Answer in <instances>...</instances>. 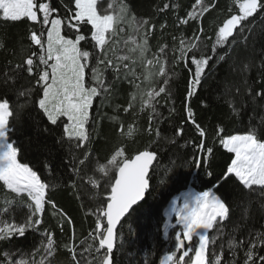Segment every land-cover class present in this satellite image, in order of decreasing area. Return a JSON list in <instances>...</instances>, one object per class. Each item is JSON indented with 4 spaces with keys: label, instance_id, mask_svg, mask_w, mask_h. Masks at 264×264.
I'll return each mask as SVG.
<instances>
[{
    "label": "snow or ice",
    "instance_id": "6c2138e0",
    "mask_svg": "<svg viewBox=\"0 0 264 264\" xmlns=\"http://www.w3.org/2000/svg\"><path fill=\"white\" fill-rule=\"evenodd\" d=\"M216 7L217 0H195L185 16H177L174 27L180 28L195 21L196 31L191 36L172 34L169 44L163 38L169 27L167 22L161 23L157 29L149 19L138 18L126 0H110L106 6L105 0H100L99 4L98 0H68L63 5L62 14L53 0H0V20L16 23L26 19L33 26L39 25V30L33 27L28 35L29 47L34 50L22 62L13 65L11 74L6 72L0 78V185L5 189V199L0 204V244L10 246L14 240L26 239L30 232H38L42 237L39 245L28 252L19 248L0 250V264H51L61 250L68 254V264H115L117 226L134 210L133 206L144 199L149 189V171L157 159V152L146 147L130 156L127 145L119 143L106 163L95 164L93 174L87 176L86 182L93 189H100L101 182L106 181V195L88 213L95 216L94 228L77 241L71 217L58 209L49 197L50 187L55 185L50 186L28 164L18 159L20 148L12 139L15 122L33 103L35 93V106L46 117L48 125L62 128L56 143L62 147L65 143L69 145L71 173L83 180L81 173L93 163L90 145L97 124L92 112L94 101L100 98L103 106L105 100L118 95L117 85L127 83L133 91L129 93L126 105L116 106V112L150 113L143 131L160 138V128L154 129L153 121L159 123L157 106L161 98L165 102L172 98L170 84L176 75V67L182 64L190 73L185 98L190 100L209 70L216 49L237 44L239 37L244 49L248 50L254 31L249 18L260 17L264 23V0H240L239 14L228 16L217 27L212 55H208L202 47V21L205 14ZM169 8L170 5L165 3L159 11ZM65 29L73 32V36L65 35ZM157 31L160 39L153 50L150 39ZM82 42L90 43L91 48L83 47ZM251 48L248 56L240 60L237 70L244 78V95L248 102L264 111V47L259 53L254 43ZM0 50L7 51V43L2 39ZM226 55L227 51L217 58L223 60ZM252 68L257 69L258 78L249 82L246 77ZM24 73L31 78L30 86L17 89L18 80ZM257 84L259 89L254 87ZM232 90L227 89L228 92ZM10 92L16 95L15 103L9 98ZM235 93L240 94L239 87H235ZM20 97L24 98V103H19ZM229 106L232 114L239 116L241 108L246 105L237 107L230 103ZM185 112V122L193 125L200 137L198 143L193 142L199 150L193 157L196 167L208 165L213 148L205 144L206 129L197 122L190 107L186 106ZM110 119L117 123L118 136L122 140H131L141 131L135 120L125 124L119 115ZM251 120L250 117L249 127L243 134H225V129L218 127L215 135L219 144L234 154L224 179L234 175L248 195L258 194L260 210L264 211V116L255 124ZM44 131H49V127ZM183 134V127L175 129V137ZM169 142L175 144L176 139ZM73 148L80 150V154L75 155ZM46 167L51 171L50 165ZM207 174L211 175V172ZM71 187L77 188L76 180H72ZM177 203L173 201L171 212L175 214L181 231L175 233V251H170L161 264H238L241 250L242 264H264V231H249L246 236L237 238L235 233L240 230L239 225L227 242L232 259L226 258L223 244L210 254L209 245L222 239V226L231 220L232 208L226 199L205 191L188 193L183 197L182 206L178 207ZM21 205L28 211L24 219L17 222L14 212ZM46 206H51L53 215L59 218L56 227L61 234L65 223L69 226L70 235L62 244H58L54 231L41 230ZM249 212L250 207H246L244 215ZM213 229L217 234L210 238Z\"/></svg>",
    "mask_w": 264,
    "mask_h": 264
},
{
    "label": "trees",
    "instance_id": "16d2710c",
    "mask_svg": "<svg viewBox=\"0 0 264 264\" xmlns=\"http://www.w3.org/2000/svg\"><path fill=\"white\" fill-rule=\"evenodd\" d=\"M99 2L100 0L98 4ZM107 2L110 0H105V6ZM239 2L240 0H217V7L205 14L202 21L204 28L202 47L206 54L212 55L211 47L215 42L217 27L228 16L239 14ZM65 3H68V0H53L54 6L61 9V14ZM126 3L138 18L149 19L157 25V29L161 23L167 22L169 27L165 30L163 38L169 44H171L172 34L180 35L182 33L184 36H191L196 31L195 21L180 28L174 27L177 16H185L191 10L195 0H126ZM165 3L169 4L170 8L160 12L159 9ZM177 5H179L178 8ZM229 8L232 9L231 12L228 11ZM249 19L254 26L253 35L249 39V49H244L243 42L239 37H237L238 43L231 47H218L216 55L209 62V70H206L200 86L190 100L186 101L185 99L190 73L182 64L176 67V75L170 84L172 98L167 102L161 98L157 106V111L160 114L158 116L159 123L156 120L153 121V128H160V138L143 131L147 126L150 113L134 115L133 113L125 114L122 111L116 112V106L118 104L126 105L129 93L133 91L127 83L117 85L118 95L105 100L103 106L100 104V98H97L92 109L93 116L97 119L90 145L94 154L91 158L93 163L89 164L81 173L84 176L83 180L71 173L69 145L65 143L62 147L56 143L57 138L62 134V128L48 125L46 117L35 106L36 95L34 93L33 103L23 110L19 121L15 122L16 131L12 139L20 148L18 156L20 162L28 164L50 186L55 185L54 188L50 187L49 197L55 202L58 209H62L67 216L71 217L75 225L77 241L86 237L94 228L95 216L88 213L102 202L107 190L106 181L101 182L100 189H93L86 182L87 176L93 174L96 163H106L114 147L119 143L127 145V152L130 156L138 150L150 148L157 152V160L149 175V189L145 201L131 211L117 231V248L114 250L115 264H161L165 254L175 251L176 229L173 228L170 231L168 238L164 237L165 211L172 199L188 188L198 193L214 192L226 199L232 208L231 220L225 221L222 226L224 236L221 240H217L215 245H209L210 254L213 251H218V246L223 244L226 258L232 259L227 242L230 234L238 225L240 230L235 233L237 238L246 236L249 231H264V211L260 210L259 195H248L234 175H229L227 179H224L227 168L231 160L234 159V154L227 152L219 144L215 135L218 127H223L225 134H243L249 127L250 117L252 118L251 122L255 124L260 117L264 116V111L258 105L253 106L248 102V98L244 95V78L237 70L240 60L251 52L253 43L257 53L261 47H264L262 18ZM33 27L39 30V25L33 26L26 19L16 23L0 20V39L7 43V51L0 50V78L6 72L11 74L13 65L22 62L23 58L34 50L29 47L30 41L28 40L29 31ZM82 31H86V29H82ZM64 34L69 37L73 36V32L67 29ZM207 37H212V39H207ZM159 39L160 33L157 31L150 39L153 50H155ZM82 46L91 48L90 43L82 42ZM226 51L228 55L223 60H219L217 57L224 55ZM256 62L259 63V60L257 59ZM189 67L192 66L189 65ZM246 78L249 82H254L258 78L257 69L252 68ZM30 79L26 73L22 74L16 88L30 86ZM235 87L240 88V94L235 93ZM254 87L259 89L260 86L257 84ZM228 88L233 90L228 92ZM9 98L13 103L17 101L14 92L9 93ZM24 102V98L20 97L19 103ZM230 103H235L237 107L246 106L241 108L239 116H235L232 114ZM186 106L193 110L197 122L206 129L205 144L213 148V156L208 165L202 164L201 167H196V162L193 159L199 152L193 142L198 143L200 137L194 126L185 122ZM173 108L175 111H172ZM114 115H119L125 124L135 120L136 125L141 129L140 133L131 140H122L118 136L117 123L110 119ZM45 127H49V131L45 132ZM177 127L184 128L183 136L175 137ZM172 138L176 139L175 144L169 142ZM72 151L75 155L80 154V150L73 148ZM46 165L51 166V171ZM209 171L211 175L207 174ZM72 180L77 181L75 190L71 187ZM190 185L193 188H190ZM4 199L5 189L0 185V204ZM246 207H250V212L244 215ZM27 211L26 206L18 207L14 212L16 221L21 222ZM58 219L53 215L51 206H46L45 223L41 226V230L48 228L54 231L58 244H62L67 241L70 229L65 223L64 233L61 234L59 228L56 227ZM216 234V230L213 229L209 233L210 238H214ZM41 239L40 233L30 232L26 239L14 240L10 246L0 244V250L14 251L19 248L28 252L38 246ZM195 244L194 240V247ZM190 255L192 254L190 253ZM242 261L243 252L241 250L238 264H242ZM51 264H68V254L63 250L59 251Z\"/></svg>",
    "mask_w": 264,
    "mask_h": 264
},
{
    "label": "rangeland",
    "instance_id": "374dc122",
    "mask_svg": "<svg viewBox=\"0 0 264 264\" xmlns=\"http://www.w3.org/2000/svg\"><path fill=\"white\" fill-rule=\"evenodd\" d=\"M188 193H198V192L193 191V190H191V189L188 188L186 191H184L183 193H181L177 197L173 198L172 201L169 203V205H168V207H167V209L165 211L166 221H165V224H164V227H163V233H164V237L165 238H168L169 233H170V231L173 228L176 229V232L181 231V227L177 224V218H176L175 214L171 212V208H172V205H173V201H177L178 202L177 203V206L178 207L179 206H182V204H183V197L186 194H188ZM167 254H165L162 257L161 262L164 260V258L166 257Z\"/></svg>",
    "mask_w": 264,
    "mask_h": 264
},
{
    "label": "water",
    "instance_id": "95a60500",
    "mask_svg": "<svg viewBox=\"0 0 264 264\" xmlns=\"http://www.w3.org/2000/svg\"><path fill=\"white\" fill-rule=\"evenodd\" d=\"M156 160H157V159H156ZM155 163H156V161H154L152 168L154 167ZM152 168H151L150 171H149V175H150V172H151ZM189 187H190V188H193L192 185H190ZM146 194H147V192L145 193V197H144V199H143L142 201L138 202L137 205H134V206H133V209H134L135 207H137L138 205L142 204V203L145 201V199H146ZM130 213H131V212H130ZM130 213H129V214H130ZM129 214H128L127 216H129ZM127 216H125V217L122 219L121 223L126 219ZM120 225H121V224H120ZM120 225L117 226V231H118Z\"/></svg>",
    "mask_w": 264,
    "mask_h": 264
},
{
    "label": "crops",
    "instance_id": "0c3cea01",
    "mask_svg": "<svg viewBox=\"0 0 264 264\" xmlns=\"http://www.w3.org/2000/svg\"><path fill=\"white\" fill-rule=\"evenodd\" d=\"M211 192V191H210Z\"/></svg>",
    "mask_w": 264,
    "mask_h": 264
}]
</instances>
